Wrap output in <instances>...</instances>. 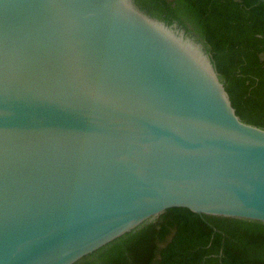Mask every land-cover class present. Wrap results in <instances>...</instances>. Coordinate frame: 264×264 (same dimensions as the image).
<instances>
[{"label":"water","instance_id":"95a60500","mask_svg":"<svg viewBox=\"0 0 264 264\" xmlns=\"http://www.w3.org/2000/svg\"><path fill=\"white\" fill-rule=\"evenodd\" d=\"M179 208L264 225V128L204 46L134 0H0V264H78Z\"/></svg>","mask_w":264,"mask_h":264},{"label":"trees","instance_id":"16d2710c","mask_svg":"<svg viewBox=\"0 0 264 264\" xmlns=\"http://www.w3.org/2000/svg\"><path fill=\"white\" fill-rule=\"evenodd\" d=\"M201 43L236 114L264 128L262 0H134ZM78 264H264V225L170 209Z\"/></svg>","mask_w":264,"mask_h":264}]
</instances>
